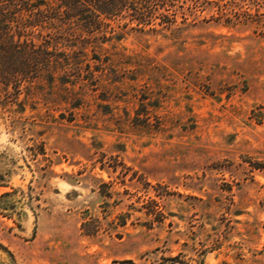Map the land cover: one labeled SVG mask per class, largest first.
I'll return each instance as SVG.
<instances>
[{"label": "rangeland", "instance_id": "1", "mask_svg": "<svg viewBox=\"0 0 264 264\" xmlns=\"http://www.w3.org/2000/svg\"><path fill=\"white\" fill-rule=\"evenodd\" d=\"M172 2L0 84V264H264V0Z\"/></svg>", "mask_w": 264, "mask_h": 264}, {"label": "trees", "instance_id": "2", "mask_svg": "<svg viewBox=\"0 0 264 264\" xmlns=\"http://www.w3.org/2000/svg\"><path fill=\"white\" fill-rule=\"evenodd\" d=\"M173 0H0V84L9 87L33 82L48 72L55 82L56 69L70 62L69 55L58 52L54 39L37 42L46 29L62 31L59 24L77 30L78 35L96 38L108 26L105 21L131 13L138 26L152 24L155 15L164 21V12ZM67 31L68 28L63 29ZM76 32V31H75ZM33 36V37H32ZM67 65H69L67 63ZM78 68H80L78 66ZM55 72H52V71ZM80 70V69H79ZM52 83V84H53ZM179 258H165L154 264H176ZM112 264H137L133 260H116Z\"/></svg>", "mask_w": 264, "mask_h": 264}]
</instances>
